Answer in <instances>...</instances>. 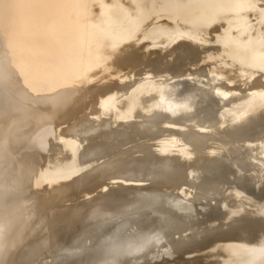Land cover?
Listing matches in <instances>:
<instances>
[{
    "label": "water",
    "instance_id": "water-1",
    "mask_svg": "<svg viewBox=\"0 0 264 264\" xmlns=\"http://www.w3.org/2000/svg\"><path fill=\"white\" fill-rule=\"evenodd\" d=\"M0 264H264V0H0Z\"/></svg>",
    "mask_w": 264,
    "mask_h": 264
}]
</instances>
